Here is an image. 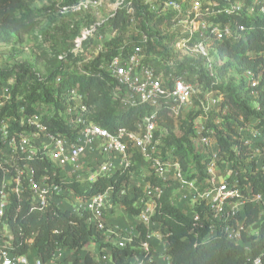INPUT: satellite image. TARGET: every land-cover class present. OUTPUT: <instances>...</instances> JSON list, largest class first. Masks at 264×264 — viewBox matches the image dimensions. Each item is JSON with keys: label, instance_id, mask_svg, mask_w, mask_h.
Returning a JSON list of instances; mask_svg holds the SVG:
<instances>
[{"label": "built area", "instance_id": "1", "mask_svg": "<svg viewBox=\"0 0 264 264\" xmlns=\"http://www.w3.org/2000/svg\"><path fill=\"white\" fill-rule=\"evenodd\" d=\"M118 11L127 16L126 30L121 33L122 44L110 60L95 65L106 69L111 76L110 92L120 113L147 105L151 110L136 121L134 128L119 127L112 131L91 117L93 110L84 102L86 97L78 91V84L67 87V107L60 117L68 128L77 129L75 138L71 139L49 131L37 114L26 115V99L19 98L17 114L20 118H0V264H85L74 257L73 249L59 243L48 260L32 252L34 244L31 241L27 253H15L13 231L6 217L12 195L21 199L22 193L27 191L32 210H43L50 205L63 209L62 202L66 201L71 205L66 209L78 215L86 214L85 223L102 236L106 234L100 244L111 243L113 238L116 247L125 248L136 235L111 228L108 218L117 204L128 198L134 200L133 205L139 210L138 223L148 228L157 224L153 215L163 195V188L157 183L177 184L178 195L173 202H186L184 210L190 217L208 223L206 239L222 233L229 241L244 246L246 260L242 264H264V249L261 255H252V242L259 239L264 222V192H253L249 181L250 175L264 173V124L260 118L252 117L237 128L229 146L242 159L236 166L217 138L218 130L224 128L225 118H220V114H226L229 108L225 94L214 87L220 83V69L226 63L219 53L221 43L246 40L252 27L248 23L264 18V0L65 2L59 5L58 13L65 21L73 20L71 27L91 14L101 20L83 26L80 35L74 38L72 51L75 55L81 52V59L71 63L68 51L59 54L64 68L56 83L73 69L84 70V75H90V68L85 66L96 61L105 41L119 34V28L111 25L106 26V31L97 32L98 26L108 17L116 16ZM90 38L93 41L84 50L83 42ZM161 39L164 53L149 51L148 44ZM187 57L192 59V69H180ZM201 67L213 78L211 87H204ZM232 74L246 78L255 98L260 94L259 89L264 91V69L258 72L245 69L241 74L228 69L227 75ZM10 98L11 94L9 101ZM255 107L260 108L258 100ZM163 109L173 120L177 136L183 134L181 124L188 112H198L193 118L190 137L195 150L205 159L201 178L195 163L188 165L186 174L175 153L176 146L163 150V138L170 133L160 124ZM44 114L51 117L55 112L45 111ZM15 121L31 129L12 128ZM137 154L142 159L137 160ZM44 159L48 160V167L42 168L38 162ZM134 165L142 169L140 173L131 169ZM124 172L128 179L123 180L118 191L112 185L105 191L85 196L70 186L78 182L81 189H86L103 176ZM249 205L257 210L256 218L250 223L246 211ZM168 235L161 232L159 236L166 253ZM139 249L140 254L134 257L135 264H153L155 248L151 242L146 239ZM66 256L69 259L65 260ZM165 257V264H172L168 253ZM93 264H114L111 247L101 245Z\"/></svg>", "mask_w": 264, "mask_h": 264}, {"label": "trees", "instance_id": "2", "mask_svg": "<svg viewBox=\"0 0 264 264\" xmlns=\"http://www.w3.org/2000/svg\"><path fill=\"white\" fill-rule=\"evenodd\" d=\"M71 1V0H70ZM53 14L52 28L53 32L60 35L59 41L56 40V52L45 51L44 56L52 53L49 57V66L47 74L44 78L36 75L32 69L27 67L18 70L6 68L0 71L1 80H9L14 77V83L11 89V100L6 101L0 108V118L9 116L10 118H20L17 114V101L20 97H24L25 113L28 116L38 115L47 129L55 135L60 133L66 137L74 139L77 134L76 128H68L60 114L67 107V87L79 85L78 91L85 95L84 102L93 110L91 117L100 123V125L115 130L119 127L134 128L137 120L142 118L151 110L150 106H141L131 109L122 114L119 112L115 101L110 92L112 78L106 69H99L95 65L100 61L107 62L115 54L118 53L119 46L122 44L121 33L126 30L127 16L123 11H118L116 16L108 17L106 21L98 26L97 32L106 31V26L111 25L119 28V34L105 41L103 50L90 66V75L83 74L84 70L73 69L64 73L61 82L56 83V78L64 68V61L59 58L61 52H67V58L74 63L82 58V53L75 55L72 51L74 47V38L80 35L83 26H90L94 20L89 16L88 19L81 18L79 22H75V26L71 27L72 19L63 20L58 13L57 4L47 7ZM47 8H33L29 0H0V44H11L15 40L22 42L26 35L34 33L42 23V17L47 14ZM84 19V20H82ZM84 21V22H83ZM251 29L248 32V38L235 43L225 41L219 47V53L226 59V63L220 69V83L214 85L225 94V103L228 104L226 114H220V118H225L223 130H218L217 138L221 146L227 150L230 159L235 160L237 166L242 159L235 155L229 148L231 140L239 126H243L250 118H260L264 124V91L261 89L258 98L252 94L251 88L247 86V80L242 75L236 79L231 77L228 81L223 80L226 77L228 69L241 74L245 69H252L258 72L264 69V18L253 19L250 23ZM145 26V25H144ZM46 27V26H45ZM49 27H42L40 32L43 41H49L54 35ZM51 28V29H52ZM51 33V34H50ZM93 39H87L83 42L84 50L92 43ZM165 45L162 39L151 41L148 44L149 51L157 50L159 54L164 53ZM167 49V48H166ZM192 59L188 57L180 65V69H192ZM203 71L200 78L204 79V87H211L213 78H210ZM31 77L28 84L27 76ZM264 79V76H263ZM264 82V80H263ZM68 84V86H67ZM259 88V87H258ZM260 103V108L255 107V101ZM23 104V103H21ZM39 107L45 111L55 112L54 115L48 117L40 112ZM198 112L192 110L188 112L182 120L181 128L183 134L177 136L173 131L174 122L167 115L166 110L160 111V124L169 129L170 133L163 138V150L176 146V154L180 157L186 174H188V165L195 163L198 176L204 175L205 159L202 153L197 152L191 141V132L193 127V118ZM14 129H31L26 125L22 127L18 121L11 126ZM137 160L142 159L138 154ZM42 168L48 167V160L44 159L38 162ZM135 173L141 172L142 169L136 165L131 168ZM1 175V173H0ZM191 178V177H190ZM128 179L127 173H117L109 177L103 176L98 181L92 183L86 189H81L78 182L70 183V186L77 192L91 196L95 193L105 191L109 186H114L118 191L123 180ZM253 192H264V173H256L249 176ZM156 183L155 179H152ZM162 186L163 195L158 202V206L153 220L158 224V230L162 233H169L166 240L169 242L167 253L172 258V264H242L246 260V252L243 245H237L226 239L222 233H218L210 239H206L209 234L208 223H201L194 220L179 205L173 202V190L177 184H160ZM29 193H22V198L11 196V205L7 211V219L10 222L13 231V251L17 254H25L29 251L28 242H33L32 252L41 255L44 260H48L53 255L56 244L59 243L73 249L78 253L91 242H100L103 236L95 228L85 223L86 214L78 215L70 212L68 209H60L56 206L40 209H31L29 201ZM126 211L131 215L138 216L139 210L134 207V200L125 198L121 201ZM18 208H20L18 210ZM248 222H252L257 216V210L252 206L246 208ZM138 234L134 236L133 242L129 243L125 248H118L115 244L102 243L103 247L110 246L112 249V257L114 264H133L134 257L140 254V245L147 239L149 228L142 223L136 225ZM264 249V222L260 230L259 239L252 242V255H261ZM85 264H91L89 255H86Z\"/></svg>", "mask_w": 264, "mask_h": 264}, {"label": "rangeland", "instance_id": "3", "mask_svg": "<svg viewBox=\"0 0 264 264\" xmlns=\"http://www.w3.org/2000/svg\"><path fill=\"white\" fill-rule=\"evenodd\" d=\"M31 3V6L33 8L39 9V8H44V7H49L52 4H57L59 5L64 4L65 2H71L74 0H29ZM58 10V8H57ZM52 13L49 11L47 8V14L45 13L44 16L42 17V23L40 27L32 34L26 35L25 40L22 42H18L15 40L11 44H0V71L6 68H13L18 70V73L21 74L22 70L20 68H29L32 69L36 73L37 76L40 78H44L47 74V68L49 66V57H51L52 53H48V56H44L45 51H52L53 53L56 52V47H58L56 44V40L59 41L60 35L57 33L53 32L52 28V23H53V18H52ZM91 18L98 22L101 20V18H98L94 14H91ZM105 19V17L103 18ZM49 27L50 31L53 32V36L51 34V38L49 41H43V38L40 36L41 28L44 27ZM48 28V29H49ZM52 28V29H51ZM231 77H235L238 79V76L235 74L232 75H226L223 80L228 81ZM31 80L30 75L27 76V81H25L26 84H28ZM10 82L12 84L14 83V77H11L9 80H1L0 78V108L3 106V102L5 100H9L8 98L10 97V92H11V86ZM39 110L44 113L45 109L39 107ZM140 173V172H138ZM170 185V184H169ZM177 186L173 190V198H177ZM61 200H64L62 197ZM63 204V209L68 207H71L70 204H68L66 201L62 202ZM119 214V216L116 218L119 220L117 224H119V227L117 228L119 231H121L123 234H131L133 235L134 232H137L136 224L134 222L135 219H137L138 216L136 215H131L129 212L126 211L125 207L123 204H117L113 214ZM131 221V223H128ZM153 229L159 228L158 224H152L151 225ZM127 232V233H126ZM163 246V245H162ZM164 248L159 250V253L161 254H167ZM70 252V251H68ZM64 254V253H63ZM70 254V253H69ZM71 256V255H70ZM69 259V257H65V260Z\"/></svg>", "mask_w": 264, "mask_h": 264}, {"label": "crops", "instance_id": "4", "mask_svg": "<svg viewBox=\"0 0 264 264\" xmlns=\"http://www.w3.org/2000/svg\"><path fill=\"white\" fill-rule=\"evenodd\" d=\"M177 205H179L180 207L182 206L183 209L187 208L186 207V202H182V201H178ZM119 216V214H112L109 218H108V224L111 228H115V227H119V224H117V222H119V220H117L116 218ZM134 222L137 224L138 221V217L137 219L134 220ZM128 223H131V221H129L128 219ZM149 237H147V239L151 242V244L154 246L155 248V254L153 256L154 262L153 264H165L167 259L165 257L164 254H160L159 250L161 251V249L163 248L162 243L160 242V233L161 231H157V229H153L152 226L149 227ZM137 230V229H136ZM127 233V232H126ZM137 232H134V235H137ZM103 236H106V234H104ZM107 237V236H106ZM111 244H114L113 238L110 239ZM101 251V244L99 242H91L89 245H87L85 248L81 249L78 253H74V257L77 258L78 261L85 263V258L86 255H89L90 260H91V264H93L96 259L98 258V252ZM134 261L133 264H135V258L132 260Z\"/></svg>", "mask_w": 264, "mask_h": 264}]
</instances>
